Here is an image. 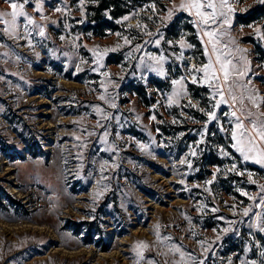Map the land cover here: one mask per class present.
Masks as SVG:
<instances>
[{
  "label": "rangeland",
  "instance_id": "obj_1",
  "mask_svg": "<svg viewBox=\"0 0 264 264\" xmlns=\"http://www.w3.org/2000/svg\"><path fill=\"white\" fill-rule=\"evenodd\" d=\"M180 2L131 0L123 16L105 14L115 28L103 35L90 26L91 0H42L40 12L33 0L25 11L39 27L25 32L21 18L16 36L0 23V264H181L175 247L182 264H264L254 215L264 223V207L254 206L264 166L232 148L230 115L243 108L248 128V111L264 121V21L239 19L264 3L229 0L230 24L214 26L236 71L231 94L220 74L228 103L209 123L213 89L191 83L192 65L208 63V37L187 12L163 19ZM0 11H11L8 0ZM181 39L193 47L181 49ZM92 50L103 54L99 64ZM160 55L164 75L149 67L148 56ZM181 77L183 87L173 84Z\"/></svg>",
  "mask_w": 264,
  "mask_h": 264
},
{
  "label": "snow or ice",
  "instance_id": "obj_2",
  "mask_svg": "<svg viewBox=\"0 0 264 264\" xmlns=\"http://www.w3.org/2000/svg\"><path fill=\"white\" fill-rule=\"evenodd\" d=\"M10 4L11 11H0V23L5 25L3 31L9 33L12 36H16L17 28H18V21L23 18L24 24L23 27L25 29V32H27L29 26H37L35 20L33 17L28 14L25 11V5L33 3V0H22V2H17V0H8ZM261 3H264V0H260ZM42 0H35V9L37 12L42 11L41 8ZM81 4H83V0H81ZM155 4L151 5V8L155 10ZM82 10V9H81ZM176 10H182L184 12L189 13L191 16L195 17L193 23H195L196 27L200 30H203V35L208 37V42L205 44L204 48V54L208 56V63L202 65L201 67H196L195 65H192L191 67V83H201L206 84L209 88L213 89L211 99L215 101L213 104V110L208 111L206 113L207 115V121L210 123L213 120L218 119L216 115L215 109L219 108L221 104H227L228 100L224 98V85L227 86L229 94H231L232 86L233 84L229 83L230 76L236 71L235 66L232 65L230 60H227L226 58H222L224 56V53L220 51V49L217 47V44L219 43V37L223 35L222 32H220L215 25L218 23L222 25L224 24H230V18L228 13L232 12L233 9L230 6L229 0H181L179 5L173 4L172 8L167 9V16L163 19L170 20L173 16L174 11ZM57 12L62 11V9L57 8ZM46 19V18H45ZM129 17L125 16L124 20H128ZM82 22V21H81ZM119 22V21H118ZM137 27H140V25H137ZM257 33L259 34V30H257ZM39 35L44 36L45 32L43 27L39 28ZM119 35V33L117 34ZM149 35H152L149 33ZM63 39V37H61ZM162 39V36L161 38ZM160 39L155 40V43L157 45L160 44ZM203 40V36L201 37ZM125 43H131L127 38H125ZM179 46L181 49H184L186 47L191 48L193 47L190 44H187L184 39H181L178 41ZM29 44H31V41L29 40ZM208 44H211V52L212 54H215L216 59L215 62L212 60V55L209 54L208 50ZM119 47V45H117ZM139 45L136 46V50H140ZM115 49H104V53H107L108 51H114ZM93 54L96 56V63L99 64L102 55L103 54H97L96 50H92ZM131 55V54H129ZM183 52L179 56L176 57L178 60H182ZM143 57L141 58V61L143 62ZM148 59L153 61V64L149 65V67L152 68L153 71L159 72L161 75H164V69H163V63L166 59L165 56H148ZM219 66L217 69L216 66ZM79 70V69H78ZM96 70V69H93ZM197 74H202L199 77H197ZM220 74L223 76L224 85L220 82ZM103 75L107 76L108 73H104ZM240 76H243L244 73L240 72ZM184 77H181L180 80L173 81V84H179L181 87H183V81ZM235 83V82H233ZM174 95H179L178 92H175ZM219 96L220 99H216V97ZM101 100H104L105 97L103 95L100 96ZM232 101H236V97L233 95L231 97ZM248 99L251 101V103L259 108L260 104L257 101V97L255 96H249ZM241 104H243V98H241ZM193 106L194 105H190ZM111 107H116L115 104H112ZM97 111H101L100 109H97ZM201 111H204L201 109ZM241 115H237V111H232L230 113L231 117L234 118V127L231 130V137L234 143L231 145L232 148L236 149L237 152L241 154L243 159L245 161H254L256 164L264 166V147H261V144H264V121L257 122L255 119H251V117L254 115L251 111L247 112V119H249L251 127L248 128L245 126L244 119L241 118L243 115V108L240 109ZM264 115V114H261ZM152 119H155V116L152 117ZM175 122V121H174ZM99 124V122H98ZM207 132V123L204 126L203 132H201V142L203 141L204 133ZM107 133L104 134V138L106 139ZM79 139V138H77ZM146 146L141 145V148H145ZM222 154L227 155V153ZM190 155L195 156L196 150L193 149L190 152ZM182 164L187 163L188 167L191 168V161H181ZM104 169L102 168L101 171ZM217 171H220L217 169ZM228 171H236V165L233 164L231 169H228ZM243 174V173H241ZM249 177H251V174L249 173ZM215 178V174L214 177ZM252 183H256L255 180L251 181ZM183 183V181H181ZM207 183H212V181H208ZM260 196H259V202L254 203V206L256 208H262L264 207V185H260ZM244 195H248L247 193H243ZM248 198L252 201H256L257 197L254 196H248ZM201 209L204 207L203 205L200 206ZM235 207V206H233ZM252 206L245 207L242 209V213L244 216H249V214L252 212ZM212 211H216V209H212ZM254 215L257 218L256 228L264 233V223H261V213H254ZM234 222H229V225L233 224ZM157 229L159 228V225L156 226ZM229 228H225L223 231L227 232L229 231ZM157 236L159 237V233L157 232ZM220 237L218 236L217 239ZM143 243V242H138ZM203 244V242H201ZM175 252H178L181 257V264L184 261L185 253L180 250L179 247L174 248ZM262 256H264V252L261 253ZM191 260H195V257H192L189 255L188 257ZM149 264H152L150 261ZM198 264H204L203 260L198 261ZM242 264H246V262H242ZM252 264H255V262H252Z\"/></svg>",
  "mask_w": 264,
  "mask_h": 264
},
{
  "label": "trees",
  "instance_id": "obj_3",
  "mask_svg": "<svg viewBox=\"0 0 264 264\" xmlns=\"http://www.w3.org/2000/svg\"><path fill=\"white\" fill-rule=\"evenodd\" d=\"M131 0H91L93 2L90 5V9L93 10L95 14L91 20H96V24L90 25L94 28V32L96 35L105 34V28L113 29L114 23L113 20H106L105 14H109L114 19L123 16L127 11L128 5ZM106 22H104V20ZM239 19L243 23H250L253 21H264V4L254 7L248 12L240 13ZM103 20V21H102ZM107 23L105 27H102L103 24ZM210 164L215 165L217 162H210Z\"/></svg>",
  "mask_w": 264,
  "mask_h": 264
}]
</instances>
